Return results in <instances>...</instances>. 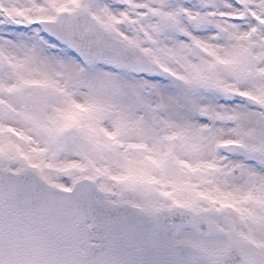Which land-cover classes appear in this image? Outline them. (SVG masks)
<instances>
[{"label": "snow or ice", "instance_id": "obj_1", "mask_svg": "<svg viewBox=\"0 0 264 264\" xmlns=\"http://www.w3.org/2000/svg\"><path fill=\"white\" fill-rule=\"evenodd\" d=\"M0 264H264V0H0Z\"/></svg>", "mask_w": 264, "mask_h": 264}]
</instances>
